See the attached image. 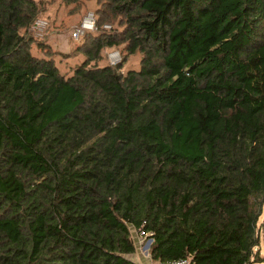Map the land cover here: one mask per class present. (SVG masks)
<instances>
[{
  "label": "trees",
  "instance_id": "obj_1",
  "mask_svg": "<svg viewBox=\"0 0 264 264\" xmlns=\"http://www.w3.org/2000/svg\"><path fill=\"white\" fill-rule=\"evenodd\" d=\"M107 3L124 32L66 77L21 34L37 4L0 0V264H139L134 233L156 264L263 262L264 0ZM125 43L140 71L98 65Z\"/></svg>",
  "mask_w": 264,
  "mask_h": 264
},
{
  "label": "rangeland",
  "instance_id": "obj_2",
  "mask_svg": "<svg viewBox=\"0 0 264 264\" xmlns=\"http://www.w3.org/2000/svg\"><path fill=\"white\" fill-rule=\"evenodd\" d=\"M38 6V16L29 30H22L21 34L33 40L31 54L40 57L45 54L53 56L59 70L66 77L74 74V69L80 65L86 56L83 54L93 47L95 37L102 34H112L120 39L125 30L123 18L116 15L107 0H84L70 2V0H33ZM85 26V27H84ZM80 31L78 38L75 33ZM87 33H91L87 35ZM87 38V39H86ZM92 38V39H90ZM45 47L46 49H44ZM78 50H82L79 53ZM48 52V53H47ZM100 66H122L121 73L140 71L143 54H127L126 43L121 46L106 48L101 53ZM261 245L256 252L260 260L254 264H264V208L258 223ZM138 251L146 257V249L150 239L133 234Z\"/></svg>",
  "mask_w": 264,
  "mask_h": 264
},
{
  "label": "crops",
  "instance_id": "obj_3",
  "mask_svg": "<svg viewBox=\"0 0 264 264\" xmlns=\"http://www.w3.org/2000/svg\"><path fill=\"white\" fill-rule=\"evenodd\" d=\"M146 249H148V248H146ZM144 255H146V257H144L143 255H140V254L137 253L136 255H134L132 257V259L134 261H136L137 263H139V264H156V262H153L151 260V258L147 257L148 256V252H146V254H144Z\"/></svg>",
  "mask_w": 264,
  "mask_h": 264
},
{
  "label": "built area",
  "instance_id": "obj_4",
  "mask_svg": "<svg viewBox=\"0 0 264 264\" xmlns=\"http://www.w3.org/2000/svg\"><path fill=\"white\" fill-rule=\"evenodd\" d=\"M79 34H80V31L76 32L75 37L78 38ZM161 264H195V263H193L190 258H184V259H180L176 261L164 262Z\"/></svg>",
  "mask_w": 264,
  "mask_h": 264
},
{
  "label": "water",
  "instance_id": "obj_5",
  "mask_svg": "<svg viewBox=\"0 0 264 264\" xmlns=\"http://www.w3.org/2000/svg\"><path fill=\"white\" fill-rule=\"evenodd\" d=\"M151 244H152V240L151 241H149V243L147 244V246H146V248H150V246H151Z\"/></svg>",
  "mask_w": 264,
  "mask_h": 264
}]
</instances>
